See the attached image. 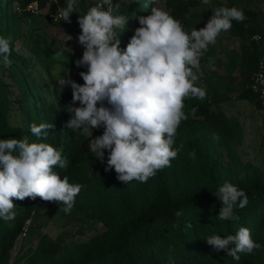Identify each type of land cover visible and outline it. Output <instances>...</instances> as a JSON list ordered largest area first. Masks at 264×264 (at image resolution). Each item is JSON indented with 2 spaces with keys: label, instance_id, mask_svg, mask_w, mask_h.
I'll return each instance as SVG.
<instances>
[{
  "label": "trees",
  "instance_id": "16d2710c",
  "mask_svg": "<svg viewBox=\"0 0 264 264\" xmlns=\"http://www.w3.org/2000/svg\"><path fill=\"white\" fill-rule=\"evenodd\" d=\"M32 1L0 0V37L7 38L11 46V63L5 65L0 57V139L27 138L29 142L49 143L61 150L68 167L56 170L70 183L82 186L71 212L83 214L95 225L101 224V228L87 239L69 245L43 235L23 264H264V170L251 162L236 164L226 159L229 154L237 157L235 148L243 137V127L240 119L225 109L233 94L264 108L263 99L247 87L262 55V47L253 38L255 34L264 36L262 12L251 8L249 1L228 0L226 7L243 9L247 19L232 22L230 32L239 44L230 53L226 71H221L218 54L209 46L202 59L204 75L199 81L207 95L204 100L185 101L188 118L177 130L174 147L183 146L177 158L146 183L133 180L127 184L117 178L114 169L105 171L107 162L99 168L91 166L89 136L86 139V133L67 127L73 115L68 107L75 104L71 96L59 89L58 82L66 71L64 61L56 58L54 47L40 45L36 57L26 56L17 48L18 41L35 30L30 24L38 16L47 18L45 11L51 0H39V15L27 9ZM158 1H116L121 5L116 14L129 19L125 29H117L121 50L126 49L135 29L140 27L139 18L149 15ZM160 1L181 21L186 32L201 29L200 13L193 9L190 0ZM60 2L66 6V0ZM94 2L78 0L76 12L70 16L78 36V16L86 14ZM207 22L202 23L203 27ZM80 48L84 51L81 45ZM62 52L70 60L75 57ZM209 57L214 60V70L206 67ZM82 68L87 71L86 66ZM104 106L111 107L107 101ZM32 123H51L54 127L46 137L37 138L30 131ZM103 131V127L95 129L92 138ZM193 151L194 158L190 155ZM226 181L244 190L249 198L245 208L234 210L238 221L216 218L222 205L214 194ZM13 203L15 218H0V264H19L18 259L11 262L12 250L28 221L55 216L64 207L39 197L14 199ZM177 212L182 214L177 216ZM240 227L249 228L261 247L252 254L239 253V260L227 256L224 250L215 251L205 240L212 234L222 238L235 234Z\"/></svg>",
  "mask_w": 264,
  "mask_h": 264
},
{
  "label": "clouds",
  "instance_id": "9594fccd",
  "mask_svg": "<svg viewBox=\"0 0 264 264\" xmlns=\"http://www.w3.org/2000/svg\"><path fill=\"white\" fill-rule=\"evenodd\" d=\"M202 3L208 5L210 0ZM77 7L78 0H66V6L59 8L62 20L71 23L70 16ZM120 7L112 0H103V4L78 16V42L84 51L75 63L77 67H87L86 72L79 73L84 83L64 78L59 84L70 86L72 104H80L69 105L73 115L67 127L90 134L89 152L97 159L103 161L108 151L105 171L114 169L117 178L127 184L133 180L146 183L158 171L170 167L183 147L174 145L181 122L188 118L184 111L186 99L206 98V89L199 81L204 75L202 59L209 46L216 43L221 32L232 28L233 21L243 22L247 17L236 6H219L212 10L205 27L192 29L189 34L168 11L152 7L149 15L139 18L140 27L126 49L121 50L117 29H125L129 19L116 14ZM71 39L66 35V40ZM10 55V41L0 37V57L5 65L11 63ZM206 67L214 70L211 57ZM105 101L111 107H105ZM53 127L51 123H32L30 131L41 138ZM100 127L104 128L103 134L92 138V129ZM190 155L194 158L195 152ZM0 166V218H15L14 199L37 197L62 204L63 212L71 213L82 186L70 183L56 170L68 167L61 150L27 138L0 139ZM214 196L222 205L216 217L220 221H238L234 210L249 203L245 191L227 181ZM205 240L215 251L224 250L236 260L239 253L252 254L261 247L247 227L224 238L212 234Z\"/></svg>",
  "mask_w": 264,
  "mask_h": 264
},
{
  "label": "rangeland",
  "instance_id": "374dc122",
  "mask_svg": "<svg viewBox=\"0 0 264 264\" xmlns=\"http://www.w3.org/2000/svg\"><path fill=\"white\" fill-rule=\"evenodd\" d=\"M246 1H249L251 8H256L262 12L263 18L261 21L264 24V4L262 0ZM190 2L193 9L200 13L198 23L201 28L204 26L202 23L212 17L214 8L219 6L226 7L229 4L228 0H210L208 5H204L202 0H190ZM156 7L170 12L163 1L159 0ZM30 28L35 30L30 31L20 39L17 43V48L26 56L36 57L40 53V45L54 47L55 56L59 60L64 61L63 69L66 71V74L60 80L69 78L83 85V79L79 75L83 68L77 67L75 63L82 58L83 50L80 48L78 34L72 21L71 23L65 21L52 23L45 16H38L37 20L30 24ZM66 35L71 36L72 39L66 40ZM238 44L239 40L229 30L221 32L217 37L216 43L210 45L218 54L222 72L226 71V65L231 59L229 57L230 53L237 49ZM63 50L75 54L74 59L70 60L67 54H63ZM234 73L237 75L238 71ZM59 89L62 93L72 97L70 86L61 87L59 84ZM79 106V102H76L74 107ZM225 109L237 116L243 127V137L237 142L235 148L237 157L232 158L229 154L226 159L236 164L251 162L261 166L264 170V108L260 109L251 101L240 99L236 94H233L229 96L228 105ZM94 130L92 129V132ZM86 135L87 139L90 134L86 133ZM89 154L90 164L93 167L99 168L107 162V150H105L103 161L97 159L93 153L89 152ZM27 225V229L19 235L16 247L12 250L11 262L18 259L17 261L20 260L19 264H23L27 257L36 249L43 235H47L49 239L69 245L75 241L87 239L101 228V224L95 225L92 220L86 219L83 214L75 212L70 214L62 212L52 217L30 220Z\"/></svg>",
  "mask_w": 264,
  "mask_h": 264
},
{
  "label": "built area",
  "instance_id": "2783aa9c",
  "mask_svg": "<svg viewBox=\"0 0 264 264\" xmlns=\"http://www.w3.org/2000/svg\"><path fill=\"white\" fill-rule=\"evenodd\" d=\"M116 1L117 0H112V4L115 5ZM101 4H103V0H95V2L91 4L89 8ZM62 6L63 4L60 2V0H51L50 6L45 11V15L50 20V22L60 23L63 21L59 15V8H61ZM104 8L106 10L107 5H104ZM27 9L35 15L41 14L40 1L39 0L32 1L28 5ZM257 36L259 37V39H255V40L262 47V55L258 64V69L252 75L251 81L247 87L254 93L258 94L264 101V36L260 34H255L253 38ZM26 229L27 227L25 228V230Z\"/></svg>",
  "mask_w": 264,
  "mask_h": 264
}]
</instances>
